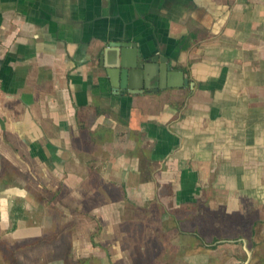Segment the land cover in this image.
<instances>
[{
    "label": "crops",
    "instance_id": "obj_1",
    "mask_svg": "<svg viewBox=\"0 0 264 264\" xmlns=\"http://www.w3.org/2000/svg\"><path fill=\"white\" fill-rule=\"evenodd\" d=\"M116 44L166 58L193 87L116 93ZM201 193L224 221L249 210L264 227V0H0V243L12 257L37 246L47 264H156L163 252L136 244L137 227L171 222L154 210ZM179 253L157 264H210L207 250Z\"/></svg>",
    "mask_w": 264,
    "mask_h": 264
},
{
    "label": "rangeland",
    "instance_id": "obj_2",
    "mask_svg": "<svg viewBox=\"0 0 264 264\" xmlns=\"http://www.w3.org/2000/svg\"><path fill=\"white\" fill-rule=\"evenodd\" d=\"M205 195L206 193H201L198 200H204ZM206 212L207 211L205 210V213ZM160 213L161 211L157 212L154 210L152 217L158 218L161 216ZM203 213L204 211L201 209L198 211L196 210L194 215H192L195 219L188 220L183 227L184 229L189 230V232H193L195 230L197 235L200 238L204 237L205 240H194L191 242L190 240L186 241L185 239L182 241L181 236H179L180 234L178 237L176 235L175 225L165 221V223H157V225L153 223L148 224L146 226L147 241H141L140 245L145 244L148 251H157L159 253L163 252V256L165 258H168L165 256V253L169 251L176 252L177 250L186 249L188 247L191 248L190 244L193 243L195 250H207L210 252L211 260L215 264H256L257 262L260 264L264 261V227L262 228L259 226L257 228V232L254 231V238L249 240V217L244 218L243 220L233 218L232 220L224 221L222 214H216L212 216L213 222L220 219L224 222V224L222 223L219 225L218 222L203 224ZM128 214L131 215V217H137L139 215L137 210H133ZM164 217H167V215L162 216V218ZM55 231H57V227ZM236 236H239L240 238L238 239ZM212 237L222 239L219 242V245H217L214 249L211 247V245L215 243V241L211 240ZM0 244H2V249L0 250V264H9L3 255L9 254L10 250L11 252H14V250L11 249V245L8 241H3ZM48 244L52 247V249H54L56 254H58V251H61V248L65 246L63 241L59 244L53 241V239L49 240L47 242V245ZM136 244H139V242H136ZM130 245H134V242H130ZM41 248H37V246H35V250H28L26 246L18 248V250H16L18 255L9 258L12 260V264H47L52 257L49 255L45 257L39 256V253H42L39 250ZM254 251L259 254L258 261H255L254 257L252 260L251 254ZM33 253L35 254V257L31 255ZM1 256L3 257L1 258ZM164 257L155 258L156 264L157 262L161 263L162 260H166Z\"/></svg>",
    "mask_w": 264,
    "mask_h": 264
},
{
    "label": "water",
    "instance_id": "obj_3",
    "mask_svg": "<svg viewBox=\"0 0 264 264\" xmlns=\"http://www.w3.org/2000/svg\"><path fill=\"white\" fill-rule=\"evenodd\" d=\"M121 48L117 61L112 69L118 74L117 84H112L116 93L129 95L158 93L167 88H192V84L179 69L172 72L167 64L166 58L155 56L144 59L139 52H130L123 48H128V44L117 45ZM134 48V47H131ZM171 77H176L174 82Z\"/></svg>",
    "mask_w": 264,
    "mask_h": 264
},
{
    "label": "trees",
    "instance_id": "obj_4",
    "mask_svg": "<svg viewBox=\"0 0 264 264\" xmlns=\"http://www.w3.org/2000/svg\"><path fill=\"white\" fill-rule=\"evenodd\" d=\"M189 83H190V81H189ZM203 203H204V200H202V201L197 200V203L194 204V205L184 206V207H180L178 209H172L170 211L163 212V214H161L162 213L161 212L160 214H161V216H166L167 215L168 218L170 217L171 222H169V223H172V225L173 224L175 225L176 235L178 237V235L180 234L179 236H181V240L182 241L185 240V239H186V241H189L190 240L191 242H193L194 240H202L203 241V240H205V238L204 237L203 238H200L197 235V232L195 230L193 232H189V230L184 229V227H183V225L186 222H188V220L195 219V217L192 216V215H194V212L196 210L198 211V210L201 209V210L204 211V213L202 214L203 215V221H204L203 224H211V223H214V222H216V223L218 222L219 225H221L222 223L224 224V222H222L220 219L218 221H214V222H213V219H212V216H214L216 214H219L220 215V214H222V212L220 210H218L217 212L209 211L208 208L206 207V205H204ZM205 210L207 211L206 213H205ZM251 215H252V211H249L248 210L247 213H245V214L243 213V214H231V215H227V220H232L233 218H239L240 220H243L244 218H248V217H249V220L250 219L253 220L254 217H252ZM147 225H142L141 227H137V232L141 233L143 231L140 234L142 236V237H140V240L139 241H136V242H139V244H141V241L142 242L147 241V235H145L146 237H145V240H144V233L146 231V226ZM255 226H256V222L249 221V240L254 238L253 235H254V228H255ZM13 227L14 226H11V229ZM141 229H142V231H141ZM187 235L188 236L192 235L194 238L193 239H190L189 238V240H188L186 238ZM236 237L238 239L240 238L239 236H236ZM211 240L215 241V243L211 245L212 249H214V248H216L217 245H219V242L222 239H220V238L218 239V237H215V238L213 237ZM235 240H237V239H235ZM142 245H145V244H142ZM190 246H191V248L188 247L186 249L179 250L180 251L179 254H181V256H184L186 254V251L187 250L194 249L193 243H191ZM202 251H204V250H202ZM202 251L201 250H195V252H202ZM159 254L160 253L158 252V255ZM3 256H4V258L7 260V262L9 264H12V260H10V258H12V256H11V250L9 251V254H4ZM3 256H1V258ZM181 256L175 257L173 259H179V260L180 259H183V257H181ZM253 257H254V260L255 261H258V257H259L258 252H255V251L252 252V260H253ZM164 259L168 260V259H170V256L168 258H165L164 257ZM61 260L64 261V263H68V260H67L66 257H62ZM209 262H210V264H215V263L212 262L211 257H210ZM77 264H89V260H82V261L77 262ZM256 264H259V263L257 262ZM260 264H264V261H262Z\"/></svg>",
    "mask_w": 264,
    "mask_h": 264
}]
</instances>
